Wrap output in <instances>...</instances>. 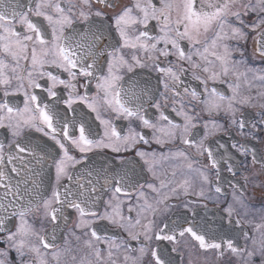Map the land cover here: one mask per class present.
<instances>
[{"label":"snow or ice","instance_id":"obj_1","mask_svg":"<svg viewBox=\"0 0 264 264\" xmlns=\"http://www.w3.org/2000/svg\"><path fill=\"white\" fill-rule=\"evenodd\" d=\"M96 3L115 7L109 0ZM250 39L253 63L264 65V0H134L112 15L93 0H0V243L6 245L0 264H119L120 255L123 264H175L171 253L186 235L201 249L223 256L226 248L244 264L257 256L264 264V232L259 240L242 230L236 235L241 221H233L232 204L224 212L233 227L222 218L213 230L207 220L197 223L198 200L189 199H215L205 185L222 193V173L235 179L246 160L249 171L258 166L264 174V152L249 147L264 139V103L257 122L249 124L242 112L257 105L253 96L241 94L239 81L248 89L254 81L264 85V67L249 64ZM146 67L159 74L155 89L137 79L136 70ZM218 82L227 84L231 95L219 91ZM157 96L164 104L171 97V112ZM256 98L264 100V91ZM102 110L135 118L152 130L158 145L179 140L186 148L145 151L139 145L150 141L143 132L129 128L121 135ZM222 112L244 139L214 150L205 141L223 130L215 120ZM93 113L102 134L92 126ZM203 114L210 121H203V136L197 138L196 121ZM105 149L115 155L93 163L89 153ZM168 159L184 162L199 179L198 191L191 179L177 180L175 168L170 177L158 173L160 161ZM145 171L158 185L141 182ZM241 187L239 181L233 186V202L247 214L245 198L236 195ZM173 200L186 210L192 206L191 216L164 219L176 207ZM73 213L71 235L81 242L79 249L66 237L63 247L58 243ZM255 228L264 230V224ZM240 236L252 240L251 250L237 246ZM76 252L83 254L78 258Z\"/></svg>","mask_w":264,"mask_h":264},{"label":"flooded vegetation","instance_id":"obj_2","mask_svg":"<svg viewBox=\"0 0 264 264\" xmlns=\"http://www.w3.org/2000/svg\"><path fill=\"white\" fill-rule=\"evenodd\" d=\"M22 3L28 4L29 0H21ZM73 2L79 4V0H73ZM110 3H115L114 8L106 7L104 4H97L96 0H93V4L96 5L98 8H103L104 11L109 13V15L115 14L116 12H119L121 8L124 6H130L134 0H109ZM95 10V9H93ZM211 33H209V36ZM186 43V42H185ZM253 41L250 39L248 43V53L249 55V64H251L253 67H264V65L260 64L259 61H256L253 63L251 59V53L253 51ZM162 47V45H161ZM129 50H126V52ZM239 58V57H237ZM163 60V58H161ZM174 59V58H173ZM187 67V65H185ZM243 66L240 68V71H243ZM55 71V70H54ZM138 73L137 79L142 81H148V86L155 89L157 86V77L158 73H156L151 67H146L144 69H137ZM64 78H67V74H63ZM188 81H191V77L188 76L186 78ZM231 82L233 79L232 77L227 78ZM249 79H251V76H249ZM193 86L196 85L197 82L191 81ZM241 84V94L242 95H251L254 98V103L257 105L256 107H247L245 106L242 109V112L244 114L245 119L249 122V124L257 122L260 119V116L258 115L261 111L259 104L264 103V100L257 99V92L264 91V85H261L259 81H254V87L251 89L247 88V85L243 80L239 81ZM95 84V81H93V86ZM219 91L225 93L226 95H231V90L228 89L227 84L224 83H217L215 85ZM38 94H42V90L37 89L36 90ZM83 89H81V92ZM159 91L163 92L162 86L159 88ZM62 95H66V92L62 90ZM90 95H95L94 87L92 91L89 93ZM22 99V97H18L17 100ZM51 99V98H48ZM156 99L161 100L162 107H165L167 111L171 112V97H169V101L167 104H164L163 98L160 96H157ZM22 106V105H21ZM86 107V106H85ZM90 111V110H88ZM197 112L200 111L199 108L196 109ZM69 115H72L71 110H69ZM149 115H155V113L152 110H149ZM101 116L104 119L111 118L113 119V122L117 128L118 131L121 132V135L126 134L129 131V128L134 129L136 132H143L147 139H149L150 143L145 145L141 143L139 145L140 148L144 149L145 151L151 152L156 151L157 153L164 152L165 154L168 153L169 149L171 148L172 151H175L177 147L180 148H186V146L180 144V141L177 140L175 144L172 145H158L152 140V130L151 129H145L142 127L140 122L136 120L135 118L132 119H126L124 117L115 118L113 115L107 113L106 111L101 112ZM172 116L176 119L177 122H182V118L176 117L175 113H172ZM95 114H92V126L93 128L99 133L102 134L103 127L100 125V122L98 120L94 119ZM227 116L222 112L220 115L215 116V120L218 124L224 125L223 130L216 132L215 135L210 136L207 141H205L206 145H210L213 147V149H216V146L218 144H232L240 142L244 139L239 134V129L234 127H229L227 124ZM209 120L210 117L207 114H203L200 119H197L196 123L200 125L198 127L197 132L200 136H203L204 129L202 127L203 121ZM2 138V137H0ZM249 147H256L259 152H264V139L262 140H252L250 141ZM195 149H189V152L194 154ZM115 154L111 152L110 149L105 150H99L95 151L93 153H89V156L93 163L103 161L110 159ZM204 162L207 161V158H203ZM239 163V160L237 161ZM184 162L178 159H168V160H162L159 163V166L157 168L158 173L161 174H167L169 177L171 176V172L175 168L177 171V180H181L184 178H189L193 182V186L196 191L200 188V182L199 179L192 173H189L186 167L183 166ZM177 165H180V167H177ZM247 165V166H245ZM242 172L237 173L235 179H233L227 172L222 173L224 179L221 183V187L224 190L222 193H216L214 190V186H212L211 191H209V187L205 185V191L206 194L214 197L215 199H204L200 200L196 197H190L189 199H197L198 203L195 205V210L199 212V215L196 217V221L199 224H203L205 220L209 221V228L213 230H218L219 225L216 223L217 221H220L223 218V223L225 225H228L229 228L233 227V225H229L227 214L224 212V209L227 207L228 204H232L234 208V213L232 216L233 221L239 219L241 221L240 224L235 225V229L237 232L236 235H239V231L242 230L243 232H246L250 237H255L257 240L261 238L262 232L257 231L255 228V225L258 224H264V198L261 196V192L264 191V174H260V169L257 166L256 168L252 169V171H249V167H251L250 161H244V164L241 165ZM214 176V173L212 174ZM248 176L249 179L247 182H245L244 177ZM144 180H142V183H150L155 182L158 185V181H154L153 177L150 173L145 171L144 174ZM161 178H164L162 175ZM239 181V184L242 186L240 191L236 193L237 196L243 195L245 198V202L249 205V208L247 210V214L245 213V209L240 207L238 203L233 202V186L237 185V182ZM111 193L104 196V199L107 200ZM149 195H153L149 191ZM121 199H126V197L121 196ZM172 203L176 204V207L172 208L164 217V219H175L177 214H187L191 216L192 206L189 207V209H184L182 206V201L180 203L176 202L175 200L172 201ZM207 205L205 208L204 206ZM100 210H103V206H101ZM39 211L35 212L36 216H39ZM125 214L126 210H125ZM75 214L73 213L70 218L67 225V228L64 229L63 233L61 234V239H59L58 243L63 247L65 245L64 238L66 237L69 246L73 249H79L81 248V242H78L74 239V237L71 235L72 231L74 230V223H75ZM146 222V221H145ZM37 227H39V224H37ZM77 235L80 234L79 230H77ZM110 234H116V235H126L120 233L118 230H112ZM179 246L176 252H172L171 255L175 261V264H244V260L240 257V255L236 253H232L231 251L224 249L223 256L220 255L219 250H205L201 249L198 246V242L195 241L194 238L186 235L182 238L178 237ZM167 244V242H165ZM133 247H138L139 242H132ZM236 244L240 248L247 247L249 250L253 248L252 240L249 239L245 241L243 236H240L239 239L236 240ZM6 245L3 243H0V249L5 248ZM169 248H171V245H168ZM86 251V250H84ZM77 257L79 258L80 255H82V252H76L75 253ZM246 255V254H245ZM11 259L14 261L16 259V254L13 251L11 253ZM71 264V262H70ZM119 264H123V256L120 255L119 257ZM253 264H260V257L257 256L253 260Z\"/></svg>","mask_w":264,"mask_h":264}]
</instances>
